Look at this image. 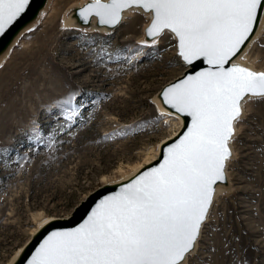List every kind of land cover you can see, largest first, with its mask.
Masks as SVG:
<instances>
[{
    "label": "rangeland",
    "instance_id": "1",
    "mask_svg": "<svg viewBox=\"0 0 264 264\" xmlns=\"http://www.w3.org/2000/svg\"><path fill=\"white\" fill-rule=\"evenodd\" d=\"M72 1L26 33L0 67V264L40 219L67 216L104 176L141 161L176 127L153 100L185 68L174 38L142 45L148 17L139 10L126 34L124 20L112 32L65 28ZM38 47L37 71L14 81ZM246 58L264 68V28ZM71 94L86 107L69 124L56 105ZM238 124L232 190L214 200L186 264H264V99H247ZM34 126L40 141L29 139Z\"/></svg>",
    "mask_w": 264,
    "mask_h": 264
},
{
    "label": "snow or ice",
    "instance_id": "2",
    "mask_svg": "<svg viewBox=\"0 0 264 264\" xmlns=\"http://www.w3.org/2000/svg\"><path fill=\"white\" fill-rule=\"evenodd\" d=\"M29 3L0 0V34ZM130 8L151 17L145 32L153 45L170 32L186 64L203 60L209 66L161 93L164 103L190 117L191 124L164 145L158 165L101 199L84 223L50 233L29 264H186L208 218L214 185L224 179L245 98L264 99V71L231 63L259 24L264 0H90L79 15L87 21L94 14L100 25H117ZM56 107L72 124L86 105L71 94ZM40 137L34 126L29 139Z\"/></svg>",
    "mask_w": 264,
    "mask_h": 264
},
{
    "label": "water",
    "instance_id": "3",
    "mask_svg": "<svg viewBox=\"0 0 264 264\" xmlns=\"http://www.w3.org/2000/svg\"><path fill=\"white\" fill-rule=\"evenodd\" d=\"M48 2L49 0H30L29 6L26 9V11L22 14V16L18 18V20L13 25H11L4 34H0V60L9 53L10 49L15 45L18 38L24 32L29 31L31 28H33L37 24V22L41 19L42 14L45 12ZM89 2L90 0H84L80 4H73L66 9L63 18L64 20H66L68 25H70L71 27L83 30V31L102 30V31L112 32L115 30V28H117L122 23L124 15L129 10L127 9L122 13V20L119 24L100 25L98 23V17H96L94 14L90 16L87 21H85L79 15V10L85 7ZM105 2H107V0H105ZM130 9H135V8H130ZM140 12L143 13L142 11ZM143 14L146 17H149V19H148V22L143 26L142 35L140 37V40L141 41L147 40L149 43H151L152 38L148 37L145 32L146 28L150 24L151 17L145 13ZM263 21H264V14H261L259 24L255 27L254 33L250 36L249 40L245 42V45L242 46V50L235 57H233L231 63L239 64L244 67H248L249 69L254 70V71H264V69L256 68L252 66L251 64L245 62L241 58L242 53L248 48L249 44L258 35L261 29V26L263 24ZM162 35L163 33L159 37H161ZM172 36L175 40L176 54L178 55L177 40L174 34H172ZM179 58L185 66L184 70L181 72V74H179L175 78L163 84L160 87V89L154 94L153 100L155 102L156 107H158L160 110L173 114L174 116L178 117L181 122V126L171 136H168L165 139L160 140L159 146H158V154L156 158H154L147 164L141 166L137 170H134L133 172L128 173L125 176L117 180H113V181H109L107 183L101 184L100 186H98L97 188L89 192L82 200H80L74 206L72 211L68 213L67 216L65 215L55 216L45 221L43 224H41L37 228V230L33 234H31L30 238L25 243L22 244L16 256L8 264H29V261L31 260L32 256L36 252L37 248L40 246V244L44 241V239L50 233L54 231H58V230L73 229V228L78 227L79 225L84 223V221L88 218V215L90 214L92 209L95 208V206L99 203L101 199H103L107 195H111L112 193L118 192L121 185L128 183L133 177L137 176L141 171H144L146 168H150V167L158 165V163L162 159V148L164 147V145L173 143L177 139V137L181 135L184 131H186L187 127L190 126L191 124L190 117L184 114H181V113H177L174 109L171 108V106L166 105L164 103L162 95H161L162 91L165 88H167L169 85L176 83L178 80L182 79L185 75L195 74V72L209 67L207 63L204 62L203 60L195 61L192 65H188L182 60L180 56ZM245 99H247V97ZM243 115H244V111H243V105H242V117ZM236 134L237 133H236V123H235L233 138L236 136ZM231 140L229 142V147L231 150L230 158L233 157V149L231 145ZM228 160L225 162L224 179L217 181L216 184L214 185V196L219 189L227 190V189H230L231 187L229 177L227 174ZM213 200H214V197H213ZM212 205L209 208V212L211 210Z\"/></svg>",
    "mask_w": 264,
    "mask_h": 264
},
{
    "label": "bare ground",
    "instance_id": "4",
    "mask_svg": "<svg viewBox=\"0 0 264 264\" xmlns=\"http://www.w3.org/2000/svg\"><path fill=\"white\" fill-rule=\"evenodd\" d=\"M66 0H49V2H48V5H47V7H46V9H45V12L42 14V17H41V19L37 22V24L33 27V28H31L29 31H27V32H24L19 38H18V40H17V42L15 43V45L10 49V51H9V53L5 56V57H3L1 60H0V67L1 66H3L4 64H5V62H6V60L10 57V55H11V53L15 50V47L16 46H18L20 43H21V40H22V38H23V36L26 34V33H28V32H30L31 30H33V29H35L39 24H41L45 19H47V18H53L56 14H57V12L59 11V9H60V6L62 5V3H64ZM82 1H84V0H74V1H72L71 3H69L64 9H63V16H64V13H65V11H66V9L69 7V6H71V5H73V4H80ZM137 9H129L127 12H126V14L124 15V17H123V20H124V23H123V25H122V28H121V33L122 34H126V33H128L129 31H132L133 30V28H134V21H135V19H136V17H137ZM148 19H149V17H148ZM147 19V20H148ZM123 22V21H122ZM146 22H148V21H146ZM146 22L144 23V25L146 24ZM62 23H63V27H65V28H67V27H69L70 25H68L67 24V22H66V20H64V18L62 19ZM143 25V26H144ZM263 28H264V21H263V24H262V26H261V29H260V31H259V33H258V35L253 39V41L249 44V46H248V48L242 53V55H241V58H242V60H244L245 62H247V63H249V64H251L252 66H254V67H256L253 63H251L247 58H246V54H247V51H248V49H249V47L253 44V42L254 41H256V39L259 37V35H260V33L263 31ZM105 32H107V31H105ZM167 34H169V32H164L163 33V35L161 36V37H159V38H157L156 39V43L158 42H161V41H163V40H165V41H167V43H168V39H167V37H169V38H173V36L171 37V33H170V35H167ZM141 35H142V28H141ZM141 37V36H140ZM142 42V41H141ZM155 43V44H156ZM149 45H151L152 43H148ZM153 45V44H152ZM40 53H41V49L38 47L37 49H35L34 51H32V52H30V54L29 55H27V56H24V59H23V61H24V63H25V66H24V68L22 69L23 71L22 72H20V73H16V75H15V78H14V81H17V80H19V78H24L25 76H28V77H30L29 75H31V74H33L34 72H36L37 71V67H38V65H40L41 63H42V60H38V58L40 59ZM256 68H258V67H256ZM260 69H264V68H260ZM24 76V77H23ZM32 76V75H31ZM248 99V98H247ZM246 99V100H247ZM245 107H246V103L245 104H243V111L245 112ZM157 108V110H158V112H160L161 114H163L164 116H165V121H169V118H171V117H173L174 115L173 114H170V113H167V112H164V111H162V110H160L158 107H156ZM175 118H176V127H175V129L168 135V136H171L180 126H181V122H180V120H179V118L178 117H176V116H174ZM239 128V124H238V122L236 123V133H237V131L239 130L238 129ZM167 136V137H168ZM166 137H163L162 138V140L163 139H165ZM231 145H232V149H233V157L236 155V152H235V147H234V143H233V139L231 140ZM157 154H158V146L156 147V148H153V149H151L150 151H148L147 153H146V155H145V157L141 160V161H138V162H136L135 164H133V165H130L128 168H126V169H119V172L117 173V174H115V175H112V176H104L103 178H102V183L101 184H104V183H107V182H109V181H113V180H117V179H119V178H121V177H123V176H125L126 174H128V173H131V172H133L134 170H137L138 168H140L141 166H143V165H145V164H147L148 162H150L151 160H153L154 158H156V156H157ZM232 157V158H233ZM232 158H229V160L230 159H232ZM228 160V163H227V174H228V177H229V181H230V184H231V187H230V189H227V190H223V189H219L217 192H216V194H215V196H214V200L216 199V197L219 195V194H222V193H224V192H229V191H231L232 190V186H233V184H232V182H231V173H230V171H229V161ZM214 200H213V202H214ZM210 213V212H209ZM209 215V214H208ZM53 217H55V216H45V217H43L42 219H40L36 224H35V226H33L32 228H31V230H30V236H31V234H33L36 230H37V228L41 225V224H43L45 221H47V220H49V219H51V218H53ZM208 219V218H207ZM30 236L26 239V241L30 238ZM25 241V242H26ZM24 242V243H25ZM197 245H198V243H197ZM22 246V245H21ZM21 246H19L15 251H14V253L10 256V258H9V260H8V262H7V264L16 256V254H17V252L20 250V248H21ZM196 249H197V247H196ZM195 249V250H196Z\"/></svg>",
    "mask_w": 264,
    "mask_h": 264
}]
</instances>
